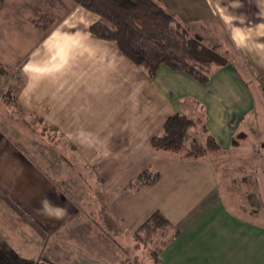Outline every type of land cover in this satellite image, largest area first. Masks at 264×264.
<instances>
[{
	"label": "crops",
	"instance_id": "0c3cea01",
	"mask_svg": "<svg viewBox=\"0 0 264 264\" xmlns=\"http://www.w3.org/2000/svg\"><path fill=\"white\" fill-rule=\"evenodd\" d=\"M160 1L183 21L199 22L208 28L204 33L220 36L221 42L223 36L228 38L234 58L227 65L213 66L205 85L165 65H160L153 77L149 76L144 68L125 57L114 42L94 36L89 27L99 15L72 0H55L58 17L50 24L54 26L45 34H37L22 63L25 83L17 93V100L58 128L73 145L72 151L91 166L92 178L99 181V190L106 193L102 202L111 201L112 195L121 208L126 199L133 200L134 194L146 191L145 186L138 190L126 186L141 170L153 166L154 152L148 140L160 132L170 114L181 112L196 118L198 110L202 126L219 142L221 152L226 151L234 135L242 133L248 125L245 118L254 109L248 89L243 90L245 96L237 93V82L246 83L241 74L252 78L264 72V0ZM238 53L246 65L245 73L241 74ZM241 151L243 148L237 146V154ZM197 165L200 170L204 164ZM151 168L160 173L157 167ZM254 168L252 164L237 162V182L249 179ZM254 176L257 181L258 174ZM202 177L204 185L210 174ZM177 183L170 186L167 204L160 202L154 209L166 217L165 211L178 210L176 204L183 201L179 197L186 194H183L185 184ZM247 197L246 201L251 195ZM0 201L9 203L16 216L46 236L63 229L65 234L78 233L80 222L75 220L80 216L76 205L3 136H0ZM97 202H101L100 197ZM211 206L208 202L201 213ZM201 210L198 208L192 214L195 218L162 248L161 264H213L203 254L213 245L212 241L217 243L219 236L207 232L208 227L204 230V220L195 223ZM99 214L107 220L105 225L120 230L131 225L137 228L142 222H133L137 216L131 214L129 222L120 223L117 215L107 208ZM208 215L224 217L222 226L233 228L232 235L227 237V249L232 255L228 257L226 251L221 259V253L218 254L219 264H264V219L250 214L231 217L218 208ZM182 216L178 213V217ZM115 231L119 234V230ZM199 242L204 246L203 252L197 245Z\"/></svg>",
	"mask_w": 264,
	"mask_h": 264
},
{
	"label": "rangeland",
	"instance_id": "374dc122",
	"mask_svg": "<svg viewBox=\"0 0 264 264\" xmlns=\"http://www.w3.org/2000/svg\"><path fill=\"white\" fill-rule=\"evenodd\" d=\"M243 2L250 3L251 0ZM47 6L52 8L45 9ZM55 6V0H0V136L9 140L76 205L80 216L75 220L80 222L76 228L78 233L65 234L67 232L63 229L46 236L38 229L34 230L20 216H16L17 213L11 209L9 203L0 201L1 236L21 256L33 258L35 262L41 260L52 264H161L154 259L152 250L158 249L160 244L173 234L175 228L181 231L184 224L195 218L192 214L210 202L213 206L205 213H201V210L195 223L204 220V230L208 227L206 231L219 238L217 243L212 241L214 246L211 245L207 250L200 242L197 245L202 249L201 252L205 250V259L219 264L226 251L228 257L232 255L227 249V237L232 235L233 228H229L228 224V228L222 226L225 223L224 217L212 218L208 213L218 208L231 217L250 214L255 218L264 219V72L257 77H244L241 73H245L246 65L242 56L237 54L238 71L246 82H241V85L237 82V93L245 96L244 88L248 89V99L253 98L254 109L251 115L245 118L248 125L242 129V133L234 135L227 149L225 148L226 151L190 158L182 152L148 147L154 152L155 161H152V165L160 171V180L153 185L143 186L146 191L140 194L133 193V200L126 199L122 208L121 204H115L116 200L112 195V200L105 201L104 204L102 201L105 200V190H99L100 183L92 178L91 166L72 151L73 145L55 125L48 123L17 100V93L25 83L22 63L37 34H45L54 26L50 24L58 17ZM39 7L42 9L38 10ZM42 23H47L44 28H41ZM195 30L203 33L205 31L197 26L191 29ZM207 35L217 36L213 33ZM222 46L219 49L230 47L226 36H223ZM8 95L13 100H9ZM196 115L190 139L204 143L206 133L200 120L201 113L197 110ZM221 143L223 145V142ZM237 146L243 148L240 154H237ZM237 162L252 164L255 167L250 178L243 182H237ZM197 164L204 165L197 170ZM207 173L210 178L203 185L202 174ZM255 174H258L257 181ZM193 179L197 180L196 184ZM176 180L178 186L185 184L186 192L183 194H186L179 197L183 201L176 204L178 210L174 208L165 211L169 222L158 229L149 247L143 243L138 245L133 239L132 233L136 229L132 228L133 225L125 226L121 230L110 228L105 225L107 220L99 214L107 208L109 212L117 215L120 223L123 220L129 222L131 214L137 216L133 222H143L160 202L167 204L165 201L169 196L168 191L170 186H175ZM193 193L197 195H188ZM248 194L251 197L246 201ZM201 195L205 196L201 198ZM99 197L100 203L97 202ZM197 199L205 202L196 203ZM178 213L183 216L178 217ZM115 230H119V234Z\"/></svg>",
	"mask_w": 264,
	"mask_h": 264
},
{
	"label": "trees",
	"instance_id": "16d2710c",
	"mask_svg": "<svg viewBox=\"0 0 264 264\" xmlns=\"http://www.w3.org/2000/svg\"><path fill=\"white\" fill-rule=\"evenodd\" d=\"M72 1L99 15V19L89 27L94 36L114 42L125 57L144 68L151 77L157 73L160 65H165L172 70L183 71L205 85L210 79L213 66L227 65L234 58L231 48L219 49L222 46L220 36L191 31L194 26L203 30L207 28L199 22L183 21L169 12L160 0ZM46 24H41V28ZM7 98L12 99L9 95ZM194 122V118L185 113L170 114L160 132L149 138V146L157 150L182 152L190 158L220 153L221 145L206 126H202L206 133L204 143L190 139ZM159 178L160 173L148 166L126 187L138 190L155 183ZM168 222L169 219L156 209L135 229L132 237L138 245L143 243L149 247L158 229ZM178 233L179 229L175 228L158 249L152 250L154 259L159 263L160 251ZM0 264H35V260L21 256L0 233Z\"/></svg>",
	"mask_w": 264,
	"mask_h": 264
},
{
	"label": "flooded vegetation",
	"instance_id": "af4514ba",
	"mask_svg": "<svg viewBox=\"0 0 264 264\" xmlns=\"http://www.w3.org/2000/svg\"><path fill=\"white\" fill-rule=\"evenodd\" d=\"M35 264H52V263L38 260V262H35Z\"/></svg>",
	"mask_w": 264,
	"mask_h": 264
}]
</instances>
